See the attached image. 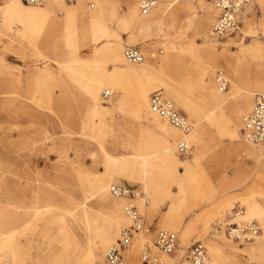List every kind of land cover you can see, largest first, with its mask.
I'll list each match as a JSON object with an SVG mask.
<instances>
[{"label": "rangeland", "instance_id": "rangeland-1", "mask_svg": "<svg viewBox=\"0 0 264 264\" xmlns=\"http://www.w3.org/2000/svg\"><path fill=\"white\" fill-rule=\"evenodd\" d=\"M10 1L0 0L5 3ZM47 1L50 0H44L43 4ZM64 1L65 6L54 1L52 15L59 20L54 24H43L42 34L34 28L33 19L36 17L18 14L11 21H6L3 10H0V66L4 76L3 80H0V102L1 99L6 100L7 110L9 109L8 113L0 109V175L5 176L9 183L0 189V232L14 226L16 223L13 220L19 214L22 219L19 220L17 229L26 225L23 222L31 217V213L26 215L16 202L24 194L34 199L36 191L41 192L48 188V181L59 184L70 193L71 201L76 200L75 202L79 203L81 200L78 198H83L84 188L91 186L93 174L90 173L106 172V166L100 161L95 162L91 154L87 153L97 151L101 144L107 147L120 146L119 151H136L149 155L151 160L150 169L153 171L157 192L154 201L142 189L141 181L134 178L136 175L128 177L121 171L117 173L120 182L116 183L129 184L138 190L140 195L135 198V202L144 216L147 228L145 241H133L132 247L137 249V255L135 258H126L130 260V264H144L141 251L146 243L153 245L158 231H175L164 227L165 215L173 202H177L186 224H191V233L185 242V248L182 249L179 247L181 234L177 232L179 246L174 253L166 256L165 264H175L179 259L180 264H187L188 247L194 240L206 238L209 241L211 236L216 235L213 232V224L230 219L227 210L235 203L244 210L240 219L235 220H259L264 225V219L247 217L251 200L264 201V186L256 184L255 180V159L241 149L233 150L224 128L214 132L208 131L200 143L191 136L198 123L199 113L205 108V100L209 99L210 95L203 92L202 84L219 91L216 76L218 72H222L229 79V86L224 92L233 93L231 79L237 82V74L240 77L239 84L245 89L256 88V81L264 79L263 5L250 0L251 8L247 13L253 22L251 27L245 26L237 16L239 28L236 32L218 38L213 33L218 15L214 6L215 0H191L195 7L190 13L194 22L190 28L187 24H169L166 19L163 30L154 32L144 40L143 32L134 33L124 20L131 0ZM168 1L159 0L162 5H166ZM22 3L25 8L35 10L38 7ZM99 5L103 7V18L107 20L106 28L109 32L106 28L95 30L90 32L84 41L85 34L79 33L80 20L76 13L81 9L95 13ZM243 9L246 10V6ZM161 16L162 11H156L155 18ZM208 20L207 27L211 31L212 39L217 42L216 53L225 56L229 64L224 71L214 67L217 64L213 62L215 59H211L206 53L202 26ZM66 29L69 38L63 35ZM45 36L50 37L51 47L43 43ZM111 41L118 43L121 50L126 45H138L146 55L145 62H152L171 52L169 67L162 71L158 79L145 81L148 82L147 90L152 93L164 92L168 86L172 90L171 93H180L184 100L179 103L168 97L165 92L163 95L173 100L194 123V130L189 133L188 140L193 149L190 154H181L177 145L176 150L181 161L177 168H160L163 142L158 136L162 133L158 123L165 122L148 114L145 108L139 114L129 110L118 111L112 104L115 90L111 89V94L106 98V90L102 89L100 93L104 110L100 113L90 110L87 89L98 79L96 71L105 75L101 78L108 81L107 87L114 85L119 91H123V101L129 99L137 90L138 82L134 78H121L112 74L114 68L107 48ZM84 42L86 46H82ZM225 43L229 46L226 47ZM40 51L47 55V58H43ZM126 63L129 64L127 61ZM41 72L50 74L45 78ZM46 91L51 92L50 97ZM258 94L261 92H255L254 104ZM233 108H237L234 101L229 109ZM168 126L172 131L179 133L177 143L187 135L171 125ZM147 127L153 128V133L148 132ZM241 132L244 133L243 129ZM195 151L198 155L193 160ZM237 171L252 177L241 188L235 185ZM146 198L151 204L146 203ZM129 200L130 198L123 197L124 212ZM75 202H63L62 209L57 212L73 219V215L65 212L63 208L68 207L71 211H76L72 210ZM90 203L91 201H88L86 205H79L77 214L82 216L81 228L78 225L77 230L71 227L67 238L62 234L63 229L59 224L51 225L50 231L44 236L45 250L40 254L47 260L38 258L33 251L36 248L30 250L22 245L7 243L6 250L0 251V264H67L76 257V264L89 261L87 241L95 238L97 229L86 227L84 209L95 218L109 215L104 210L92 207ZM201 220L209 222L207 229L201 224ZM125 225H131L128 217L121 220L115 241L119 237L120 229ZM218 234L224 235L225 239L238 249L255 242L240 243L225 233ZM22 240L25 242L24 238ZM40 241L39 239L38 242ZM97 263L104 264L105 255L104 261L99 259Z\"/></svg>", "mask_w": 264, "mask_h": 264}, {"label": "bare ground", "instance_id": "bare-ground-1", "mask_svg": "<svg viewBox=\"0 0 264 264\" xmlns=\"http://www.w3.org/2000/svg\"><path fill=\"white\" fill-rule=\"evenodd\" d=\"M54 1L61 6H65L66 4L64 0ZM54 1L50 0L43 4V0V3L41 4H29L38 6L37 9L34 10L25 8L22 3L24 2L23 0H11L8 3L0 2V10H3L4 18L6 21H11L13 17L18 14L24 17H36L33 19L35 20L33 21L34 28L39 34H42V30L44 27L43 24H54V22H58L59 20L52 15L53 7L55 6ZM249 2L248 5H245L246 10L242 9L240 11L238 18L244 23L245 26L250 28L253 22H251V20L248 18L247 11L249 10V8H251ZM255 2L261 3L264 9V0H253V3ZM140 4L141 0H131L129 2L124 20L128 23L131 29L134 30V33H137V31H142L145 38L144 40H147L148 37L154 32L163 30V28L165 27L166 19H168V21L170 22L169 24H187L188 28H190L194 23L193 17L190 16V13L195 6L191 2V0H169L166 5H162L158 0L156 6H154L148 14L141 13V10L139 9ZM214 6L218 14L216 5L214 4ZM158 10L162 11V16L156 19L155 13ZM77 15L80 20V24L78 27L79 33L85 34V37L83 38L84 41L87 40L86 36L90 34V32L99 29H105L107 27V20L103 18L104 15L102 5H99V9L95 13H90L86 10L81 9L76 13V16ZM208 23L209 20L202 26V29L204 31L203 41L206 46V53L212 57L211 59H215L213 62L217 64L214 67H218L220 68V70L224 71L226 67H229V64L225 60V56L216 53L217 42L212 39L211 31L207 27ZM106 31L109 32L108 29ZM63 32L64 37L69 38L67 29ZM43 43L48 47L52 46L50 37L45 36L43 38ZM225 44L226 47L229 46L228 43ZM38 45L40 44L38 43ZM86 45V42L82 43V46ZM125 47L123 50H121V46L118 43L112 41L107 45L108 52L111 55L110 61L114 68V73L112 74L117 77L120 76L121 78H134L138 82L137 90L134 92V95L130 96L129 99L123 101V91H119L114 85L107 87V85H109L108 81H103V79L101 78L105 75L95 70L96 78L98 79H96L94 83L89 85L87 89L89 108L91 111L96 113H100L104 110V101L100 93L102 89H105L106 92L109 91L110 94L111 89L115 90V99L113 100L112 104L118 111L129 110L134 114H139L141 110L145 108L148 111V114H152L157 119L165 122L163 124L158 123V127L162 130V133L158 136L159 139L163 142V154L160 157L159 162L160 168L165 169L173 166L177 168L181 162L177 153L178 151L176 150L178 145V143L176 142V138L179 133L175 130L172 131L168 125H171L178 130L180 129L172 125L164 117H161L151 111L150 96L152 92L147 90L148 82L145 81L148 79L151 80V78L158 79L157 77L160 76L162 71L169 67L171 52L169 51L167 55L160 57L159 59H154L152 62H145V55V60L142 63L130 64V62L125 58ZM40 54L43 56V58H47V55L43 54L42 51H40ZM156 57L157 56H155V58ZM53 60L57 62L56 59ZM125 60L129 64H127ZM41 73L45 76V78H47V76H49L50 74H48V72ZM3 78L4 76L0 66V80H3ZM239 80L240 77L238 76V74L237 82L236 80L231 79L233 93H226L224 91L219 92L220 90L218 86L217 88L219 91H215L211 88V86L202 84L203 92L207 95H210H208L209 99L205 100V108H202V110L200 111L198 123L195 125V131L191 133V136L200 143L202 142L204 135L208 131L211 130L212 132H214V130L216 131L224 128L227 135L229 136L230 146L233 147V150L237 151V149H241L246 155H249L250 157L255 159L256 184L264 186V143L255 145V142L253 143V141L247 136L244 124L245 116H247L252 111L256 104L257 96L254 104L255 92L260 91L261 93H264V79H258V81H256L257 86L254 89H245L239 84ZM216 84L218 85L217 81ZM35 91L37 92V88H35ZM35 91L34 93H36ZM171 91L172 90L168 86L166 91L164 92L168 97H172L178 103L184 100L183 96H181L180 93L178 94V92L174 91L173 93H171ZM164 92H161L162 95L164 94ZM46 93L47 96L50 97L51 92L46 91ZM165 99L170 100L175 104L173 100L167 97H165ZM5 101L6 100L1 99L0 109L2 110V112L4 111L6 113L7 111L8 113L9 109L7 110L8 106ZM233 101L237 103V108H233L230 110L229 107ZM189 112L191 113V109L189 110ZM242 129L244 133L241 132ZM147 130L150 133H153L154 131V129L151 127H147ZM192 130H194V127ZM82 133L84 132L82 131ZM189 133H185L187 135L182 138V140H185L188 143H190L188 141L190 140ZM172 136H175V138H173ZM90 137L92 136L90 135ZM171 139L173 140V142L171 141ZM119 148L120 146L107 147L101 144L97 151H87V153L91 154V157L95 162L100 161L106 166V172L90 173L93 174L91 175L93 179L90 184L91 186L88 189L84 188V196L81 199L78 198L79 200H81L79 203L75 202L76 200L71 201V197L69 195L70 193L66 192L61 188L59 184H54L52 181H48V183H46V187L48 188L42 190L41 192L36 191L34 199L28 198L24 194V196L16 203L24 210V213L26 215H29V213H31V217L23 222L26 223V225H24L22 228L17 229L19 226L18 222L20 219H22V216H20L19 214L17 215L18 217L13 220V222L16 223L14 226H12L7 231L3 230L0 232V251L6 250L8 246L7 243H15V245L17 246L22 245L30 250L36 248L33 251L37 254L38 258L43 261L47 260L44 259L40 254H42V252L45 250L43 249L44 236L45 234H47V232L50 231L51 225L59 224L61 229H63L62 234H64L65 238H67L71 227L76 229V226L78 225L81 228L80 220L82 216H78L77 214L79 205L83 206L86 205L88 201H91L90 204L92 207L98 210H104L109 215L107 217L97 216L98 218H95L94 216H90V213L87 209H84L83 216L85 218L86 227L88 229L96 228L97 230L95 233V238L93 240L88 239L87 241V247L89 249V261H86L83 264H98L97 262L99 259H102V261H104V255V264H106L105 251L107 252L108 248L113 246L121 238L122 230L125 227L130 226H123L119 231L118 239L115 241L118 235V229L121 220L128 217L127 213L125 214V212L126 207L129 203L128 202L125 205L124 212L123 197L125 196H118L112 191V186L114 184H119L116 182H120V178L117 177V173L121 171L128 177H134L136 175V177L134 178L141 181V187L146 192V194L152 197L153 201L155 197H157L155 187L156 184H154V175L153 171L150 169V156L138 153L136 151H119ZM197 155L198 153L195 151L193 160L197 158ZM251 178V176L244 175L243 172L237 171V183L235 185H237V188H241L242 186L247 184V182ZM130 179L132 180L133 178ZM8 184L9 183L5 179V176H2L1 174L0 189H2L4 186H8ZM139 195L140 194L137 193V195L133 198L134 202L135 198ZM145 200L148 205L151 204V202L148 201L147 198ZM65 201L70 203L75 202L72 210L76 211H71V209L68 207L63 208L65 212L73 215V219L66 218V215H62L61 213L57 212L58 209H62V203ZM70 203H67V205H70ZM227 205H229V203ZM241 215L242 213H238L237 218L240 219ZM247 217H258L260 219H264V201H257L254 199L251 200L248 204ZM165 221L166 222L164 224V227L172 228L176 232H180L181 240L179 247L184 249L185 242L189 238V235L191 233V224H186L184 216H182L180 213L177 202H173V204L170 206L167 214L165 215ZM201 224H203L204 228L206 229L209 227V222L207 220H201ZM145 232L137 234L138 237H136L135 239H138L139 241H145ZM22 238L25 239V242L22 240ZM39 239L41 240L40 242H38ZM204 239L206 240L208 247L209 258L207 256L206 259V262H209L208 264H264V235L258 236L254 240L255 242L251 243L249 246L239 249L236 248V246L231 242L226 240L225 236L221 234L211 236L209 241L206 238ZM132 244L126 251L127 255H124L125 259H130L132 257L135 258L137 255L135 254V250L137 249H135V247H132ZM129 259H126L128 263L130 261ZM48 260H50V258ZM77 260V257L73 258V260L69 261L67 264H76ZM180 262L181 260L179 259L175 264H180Z\"/></svg>", "mask_w": 264, "mask_h": 264}, {"label": "built area", "instance_id": "built-area-1", "mask_svg": "<svg viewBox=\"0 0 264 264\" xmlns=\"http://www.w3.org/2000/svg\"><path fill=\"white\" fill-rule=\"evenodd\" d=\"M28 4H41L43 0H23ZM158 0H141L140 10L142 14L150 13L156 6ZM250 0H216L215 5L218 11L216 23L213 26V33L218 38L233 34L239 28L237 16ZM125 58L130 63H142L145 60V53L138 45L125 47ZM216 81L220 91L227 90L229 86L228 76L218 72ZM110 92L105 93L106 98ZM151 111L164 117L172 125L184 133H189L194 123L170 100L165 99L161 92H154L150 96ZM245 132L255 143H264V93L257 95V100L252 111L244 118ZM181 154H190L193 146L185 140L178 143ZM112 191L118 196L130 198L126 207V213L131 220V225L122 230L121 238L106 252V264H129L125 259V252L129 249L137 234L147 231L142 213L133 198L138 190L129 184H114ZM238 213L244 214L241 206L235 203L227 215L230 219L225 222L213 224V232L225 233L236 242H252L258 236L264 234V225L259 220H235ZM179 246V235L175 231H158L153 245L146 243L141 251V259L144 264H165L166 256L174 253ZM208 256V247L205 239H197L192 242L187 250L188 264H205Z\"/></svg>", "mask_w": 264, "mask_h": 264}]
</instances>
